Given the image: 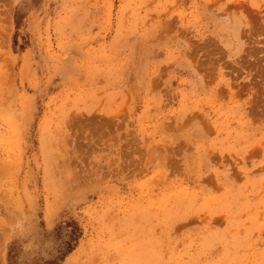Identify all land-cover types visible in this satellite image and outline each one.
<instances>
[{
  "label": "rangeland",
  "instance_id": "obj_1",
  "mask_svg": "<svg viewBox=\"0 0 264 264\" xmlns=\"http://www.w3.org/2000/svg\"><path fill=\"white\" fill-rule=\"evenodd\" d=\"M264 264V0H0V264Z\"/></svg>",
  "mask_w": 264,
  "mask_h": 264
},
{
  "label": "trees",
  "instance_id": "obj_2",
  "mask_svg": "<svg viewBox=\"0 0 264 264\" xmlns=\"http://www.w3.org/2000/svg\"><path fill=\"white\" fill-rule=\"evenodd\" d=\"M82 230L75 221L57 224L53 228V235L59 241L56 254L37 264H61L63 259L77 246ZM9 264H15L12 249L8 252Z\"/></svg>",
  "mask_w": 264,
  "mask_h": 264
}]
</instances>
